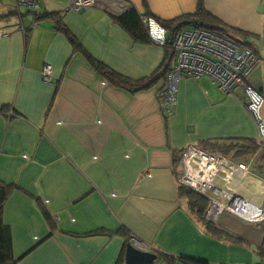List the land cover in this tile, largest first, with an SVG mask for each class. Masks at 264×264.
<instances>
[{"label":"crops","instance_id":"0c3cea01","mask_svg":"<svg viewBox=\"0 0 264 264\" xmlns=\"http://www.w3.org/2000/svg\"><path fill=\"white\" fill-rule=\"evenodd\" d=\"M203 1L227 27L258 35L264 48V0ZM69 3L39 0L34 10H22L0 0V187L6 194L0 217L14 264H114L127 234L146 244L157 264H163L158 254L172 264H189L180 255L200 264H264V219L248 223L225 212L213 222L199 218L177 182L186 144L220 154L229 140L249 145L256 139L245 95L224 94L204 75L182 77L171 114L162 113L163 77L133 93L104 82L42 16L67 10L64 23L91 56L130 79L153 77L162 47L134 42L110 17L129 6L143 13L141 0L112 11L75 12ZM145 4L154 16L172 19L193 13L196 1ZM84 11L94 14L87 18ZM245 39L259 56L247 81L261 85L254 90L264 95V64L261 77L255 74L264 53L254 38ZM47 64L49 82L41 76ZM226 154L246 170L220 169L214 182L257 201L264 179L252 165L264 160Z\"/></svg>","mask_w":264,"mask_h":264},{"label":"built area","instance_id":"2783aa9c","mask_svg":"<svg viewBox=\"0 0 264 264\" xmlns=\"http://www.w3.org/2000/svg\"><path fill=\"white\" fill-rule=\"evenodd\" d=\"M39 0H13L14 7L24 6L34 10ZM125 0H70L69 8L96 7L112 11ZM123 12V11H122ZM150 41L159 46L165 43L163 27L153 18L141 16ZM1 36V33H0ZM173 59L163 76V86L158 92L161 112L170 115L175 105V93L182 77L197 79L207 76L215 87L224 94H231L232 88L239 86L246 97L245 107L255 125L256 141L264 147V114L261 111L264 97L246 84L247 77L257 59L251 51L239 45L234 39L225 37L204 28H183L173 35L170 42ZM51 66L44 65L41 76L49 82ZM244 171L245 164L232 161L220 154L210 153L192 144L182 147L179 154L177 182L208 201L204 218L213 222L218 214L225 212L245 222L256 223L264 219V192L257 201L221 188L214 182L218 170ZM141 250H148L146 244L134 236L124 240Z\"/></svg>","mask_w":264,"mask_h":264},{"label":"trees","instance_id":"16d2710c","mask_svg":"<svg viewBox=\"0 0 264 264\" xmlns=\"http://www.w3.org/2000/svg\"><path fill=\"white\" fill-rule=\"evenodd\" d=\"M195 1V10L193 13L181 14L172 19H160L154 16L148 10L145 4V0H141L143 13H139L134 7L129 6L119 15L110 14V17L112 18L113 22L120 26L130 36V38L137 43L151 42L147 36L145 23L142 22L141 16L153 18L164 29L166 41L164 45L161 46L164 51V59L160 72L156 73L153 77L146 76L138 79H130L124 76L123 74L111 69L102 61L91 56L81 45L78 38L69 30V28L64 23L63 16L65 11L67 10L63 9L61 12L51 11L49 13H46L44 11L42 16L45 18H49L54 29L56 28L64 34V36L72 46L73 50L79 52L86 59L88 64L93 68L96 74L104 82H107L114 87L121 88L130 93H133L135 91L149 87L160 77L164 76L165 72L169 69L171 65L174 54L172 48L170 47V42L175 32L183 28H204L219 35L230 37L242 46L248 47L252 50V48L249 46L250 43L245 39V35L247 34L245 31H242L237 28L227 27L206 10V8L204 7L203 0ZM21 7L22 6H18L17 9ZM24 9L29 8L24 7ZM20 28L22 31L25 32L27 31L26 29L28 27L25 28L22 26V23H20ZM253 53L255 54L254 51ZM227 144L228 145H221L222 147H219L221 150L216 151L220 152V155L224 154L225 156L227 155L226 153L233 152L231 157L232 159H235L237 154L241 156L242 153L245 152V155L241 157L248 158L256 156L257 160H264V147L260 148V144L256 141V139H250L249 145H246L237 139L229 140ZM231 149L233 151H231ZM252 170L259 177L264 179V163L261 164L257 161L254 162V165H252ZM181 192L186 196L189 206L194 210L195 215L199 218L204 217L205 211L208 207V201L205 199V197L183 186H181ZM5 195L6 194L4 190L0 187V211ZM158 258L162 260L163 264H172L169 257H166V254H158ZM178 260L189 264H200L201 262H198L193 257L190 258L183 255L178 256ZM14 261L15 260L12 255L11 249L10 234L8 228L2 223L0 217V264H14ZM114 264H123L122 255L117 259Z\"/></svg>","mask_w":264,"mask_h":264},{"label":"water","instance_id":"95a60500","mask_svg":"<svg viewBox=\"0 0 264 264\" xmlns=\"http://www.w3.org/2000/svg\"><path fill=\"white\" fill-rule=\"evenodd\" d=\"M156 257L154 252L138 249L129 242L123 245V264H152Z\"/></svg>","mask_w":264,"mask_h":264},{"label":"rangeland","instance_id":"374dc122","mask_svg":"<svg viewBox=\"0 0 264 264\" xmlns=\"http://www.w3.org/2000/svg\"><path fill=\"white\" fill-rule=\"evenodd\" d=\"M21 9L24 10V6H22ZM86 11H87V10H86ZM86 11L83 12V16H85V17H87V18H90L91 15L94 14V11H89V12H86ZM85 12H86V13H85ZM245 37H248V38H254V39H253L254 46L258 47V48H259V51H263L262 53H264V48L261 46L262 44H261V43L259 44L260 37H258V35L252 36V35H250V34H246ZM255 54H256V53H255ZM263 64H264V61H260V62L258 63V67H257L256 72H255L257 79H259V78L261 77V75H262V65H263ZM246 84H247L248 86H250L252 89H256V88H257L256 86H261V85H256V86H254V85H252V84H251L249 81H247V80H246ZM261 87H262V86H261ZM262 88H263V87H262ZM232 90H234L235 94H236L238 97H241V98H242V96L244 95L243 90H242L241 88H239V86H235ZM232 93H233V91L231 92V95H232ZM263 97H264V95H263ZM245 104H246V103H245ZM174 106H175V105H174ZM261 111L263 112L262 114H264V105H263ZM156 256H157V255H156ZM156 258H157V257H156ZM152 264H157V260H154V261L152 262Z\"/></svg>","mask_w":264,"mask_h":264},{"label":"bare ground","instance_id":"6f19581e","mask_svg":"<svg viewBox=\"0 0 264 264\" xmlns=\"http://www.w3.org/2000/svg\"><path fill=\"white\" fill-rule=\"evenodd\" d=\"M152 42V41H151ZM156 44V43H155ZM239 44V43H238ZM239 45H241V44H239ZM242 46V45H241ZM246 48H248V47H246ZM250 51H251V53H252V55L257 59V62H258V60H259V56L258 55H255L254 53H253V51L250 49V48H248ZM256 62V63H257Z\"/></svg>","mask_w":264,"mask_h":264}]
</instances>
